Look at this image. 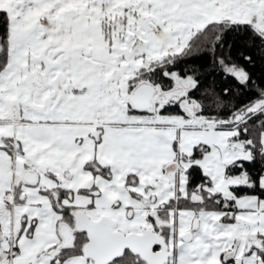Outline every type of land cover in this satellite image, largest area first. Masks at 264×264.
<instances>
[{
	"label": "snow or ice",
	"instance_id": "snow-or-ice-1",
	"mask_svg": "<svg viewBox=\"0 0 264 264\" xmlns=\"http://www.w3.org/2000/svg\"><path fill=\"white\" fill-rule=\"evenodd\" d=\"M0 264H264V0H0Z\"/></svg>",
	"mask_w": 264,
	"mask_h": 264
}]
</instances>
